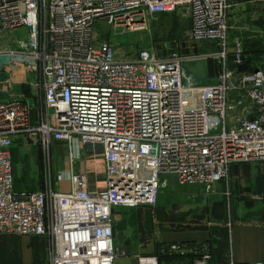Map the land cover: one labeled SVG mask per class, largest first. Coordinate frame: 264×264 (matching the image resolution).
<instances>
[{
	"label": "built area",
	"instance_id": "2783aa9c",
	"mask_svg": "<svg viewBox=\"0 0 264 264\" xmlns=\"http://www.w3.org/2000/svg\"><path fill=\"white\" fill-rule=\"evenodd\" d=\"M264 1V0H262ZM229 0H0V237H31L46 245V264H117L116 208H155L168 178L212 195L235 164L264 165V72L240 73L245 52L229 45ZM181 13L190 37L217 51L123 59L95 33L98 23L141 31L148 19ZM16 44L14 50L9 44ZM216 60L220 71L204 85L187 63ZM20 142L51 159L55 143L74 159L79 146H99L105 187L91 191L85 176L73 189L15 190L12 149ZM175 255L192 251L169 246ZM192 264H208L201 248ZM138 264H161L138 256ZM181 264H190L182 262Z\"/></svg>",
	"mask_w": 264,
	"mask_h": 264
},
{
	"label": "rangeland",
	"instance_id": "374dc122",
	"mask_svg": "<svg viewBox=\"0 0 264 264\" xmlns=\"http://www.w3.org/2000/svg\"><path fill=\"white\" fill-rule=\"evenodd\" d=\"M190 30V20L181 13L149 18L147 27L141 31L114 29L106 23H98L95 27V33L110 42L123 59H134L144 50L160 57L172 53L190 56L218 50L215 45L195 43L190 37ZM13 33L21 40L27 38L26 31L21 28L15 31L0 29V52L6 49L4 39L13 37ZM15 48L12 40L9 49ZM258 49L264 62V46ZM186 66L204 85L215 83L220 71L218 61L213 59L187 63ZM19 153L21 162L15 167L17 184L24 185V190L42 189L52 178L56 185L53 158H47L39 148H20ZM223 184L226 190L228 184ZM214 195H208L200 185H182L170 177L155 208H116L114 225L120 230L119 238L129 247L128 251L142 246V250L150 254L162 245L163 236L169 232L204 228L211 209L216 205ZM46 248V243L40 239L0 237V264H46Z\"/></svg>",
	"mask_w": 264,
	"mask_h": 264
},
{
	"label": "crops",
	"instance_id": "0c3cea01",
	"mask_svg": "<svg viewBox=\"0 0 264 264\" xmlns=\"http://www.w3.org/2000/svg\"><path fill=\"white\" fill-rule=\"evenodd\" d=\"M229 2V45L234 47L240 43L246 57L240 65L241 69L239 66L237 70L240 73L264 72L263 57L258 49L264 46V1ZM56 145L57 149H52L53 173L57 181L56 185L53 184L55 191L70 192L73 189L71 175L85 176L91 191L105 187V162L101 147L81 145L74 151L75 158L72 159L67 145L55 143L53 148ZM20 148L26 147L17 142L12 149L15 190L18 193L43 190H24V185L17 184L15 167L21 162ZM223 183L228 184L226 190ZM214 194L216 205L211 209L207 223L203 224L204 228L169 232L163 236L160 247L172 244L209 247L212 259L208 264H264V165L256 162L233 165L229 179L218 183ZM119 234L120 230L114 225L116 247L125 254L117 264H138V256H158L162 252L158 248L147 254L142 246L128 251L129 247L120 240Z\"/></svg>",
	"mask_w": 264,
	"mask_h": 264
},
{
	"label": "trees",
	"instance_id": "16d2710c",
	"mask_svg": "<svg viewBox=\"0 0 264 264\" xmlns=\"http://www.w3.org/2000/svg\"><path fill=\"white\" fill-rule=\"evenodd\" d=\"M241 69V66L239 67V70ZM169 246H162L159 247V250H161L162 252L159 253V258H160V262L161 264H174L177 262H189L190 264H192V262L195 259L201 258L202 253H201V248L200 246L197 245H188V249L189 250H193V253H190L188 255L185 256H181V255H175L170 253L169 251Z\"/></svg>",
	"mask_w": 264,
	"mask_h": 264
},
{
	"label": "water",
	"instance_id": "95a60500",
	"mask_svg": "<svg viewBox=\"0 0 264 264\" xmlns=\"http://www.w3.org/2000/svg\"><path fill=\"white\" fill-rule=\"evenodd\" d=\"M228 60H229V62H230L229 67H230L231 69H237V68L239 67L236 63H234V62L237 60L235 56H230ZM241 60H242V61H245V60H246V57H245V56H242V57H241Z\"/></svg>",
	"mask_w": 264,
	"mask_h": 264
}]
</instances>
